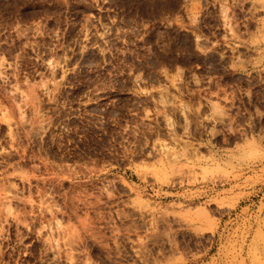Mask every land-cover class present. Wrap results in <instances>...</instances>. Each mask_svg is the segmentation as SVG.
<instances>
[{
  "label": "rangeland",
  "instance_id": "374dc122",
  "mask_svg": "<svg viewBox=\"0 0 264 264\" xmlns=\"http://www.w3.org/2000/svg\"><path fill=\"white\" fill-rule=\"evenodd\" d=\"M0 264H264V0H0Z\"/></svg>",
  "mask_w": 264,
  "mask_h": 264
}]
</instances>
